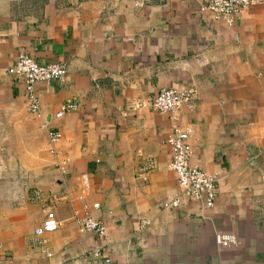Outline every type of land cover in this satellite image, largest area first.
<instances>
[{"label":"crops","instance_id":"obj_1","mask_svg":"<svg viewBox=\"0 0 264 264\" xmlns=\"http://www.w3.org/2000/svg\"><path fill=\"white\" fill-rule=\"evenodd\" d=\"M209 1L0 0V143L35 175L0 183V264H264V5L229 27L204 10ZM21 53L68 70L38 85L39 116L28 113L24 82L6 73ZM169 89L197 91L180 125L194 130L193 163L218 179L211 209L182 193L169 168L172 114L151 108ZM68 99L79 110L57 119ZM52 131L71 160L65 176ZM142 156L155 159L147 182ZM178 196L181 207H169ZM84 205L105 238L74 223ZM48 209L63 223L45 237L50 257L32 247ZM219 234L240 244L223 249ZM94 248L102 259L89 257Z\"/></svg>","mask_w":264,"mask_h":264},{"label":"built area","instance_id":"obj_2","mask_svg":"<svg viewBox=\"0 0 264 264\" xmlns=\"http://www.w3.org/2000/svg\"><path fill=\"white\" fill-rule=\"evenodd\" d=\"M264 5V0H210L204 9L210 14L213 21L223 22L232 27L236 20L248 9ZM7 75L14 76L22 80L25 84L27 110L30 115H41V99L37 87L41 83L50 84L56 81H64L68 73L67 67L62 64L40 65L26 53H21L16 63L7 70ZM197 91L190 89L184 92H178L172 89L161 91L152 101L151 108L159 113H171L173 121V132L167 139V145L170 149L172 161L169 165L177 177L178 186L182 193L192 200H203L205 207L211 209L215 206L218 199L217 182L218 179L210 175L198 164L193 163L194 150L191 145V139L194 135L193 128L180 125V113L182 109L190 112L195 110V101ZM79 101L77 99H68L56 114L57 119H63L66 115L75 113L79 110ZM62 134L58 131L49 133V142L52 146L51 153L57 158L56 167L60 175L65 176L69 172L71 160L61 158L54 147L61 141ZM142 163L138 170L140 180L147 182L149 175L155 168V159L152 156H142ZM4 168L0 159V174ZM81 183L84 193H88L91 188L88 175H82ZM57 195H52L51 200L56 201ZM84 200V196L79 198ZM181 198L176 197L169 207L180 208ZM83 211H75L73 215L74 223L79 227L82 234H94L100 239L107 236V225L103 221L96 220L88 212V206L84 205ZM95 210L101 208L100 204L93 206ZM62 222L57 218L52 209H48L42 224L34 229L32 247L38 249L44 256L50 257L46 248L45 237L57 232ZM150 224L146 221L145 225ZM216 243L219 247L227 249L236 247L240 243L235 236L219 234L216 236ZM3 246L0 244V253ZM90 258L95 260L102 259L103 251L101 248H94L88 253ZM106 264L111 260L106 259Z\"/></svg>","mask_w":264,"mask_h":264},{"label":"rangeland","instance_id":"obj_3","mask_svg":"<svg viewBox=\"0 0 264 264\" xmlns=\"http://www.w3.org/2000/svg\"><path fill=\"white\" fill-rule=\"evenodd\" d=\"M7 144L9 143H0V159L4 168L2 174H0V183L16 184L34 180L35 175L23 168L20 159H16L14 156L8 157L6 155V150H4V147H7ZM14 144H16V142L12 143V145ZM9 146H11V144ZM15 146L17 147L18 145Z\"/></svg>","mask_w":264,"mask_h":264}]
</instances>
